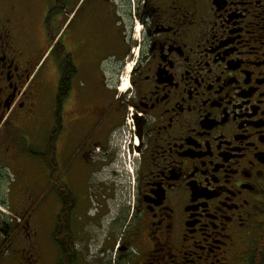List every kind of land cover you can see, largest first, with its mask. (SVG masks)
<instances>
[{
  "label": "flooded vegetation",
  "instance_id": "obj_1",
  "mask_svg": "<svg viewBox=\"0 0 264 264\" xmlns=\"http://www.w3.org/2000/svg\"><path fill=\"white\" fill-rule=\"evenodd\" d=\"M0 264H264V0H0Z\"/></svg>",
  "mask_w": 264,
  "mask_h": 264
},
{
  "label": "rangeland",
  "instance_id": "obj_2",
  "mask_svg": "<svg viewBox=\"0 0 264 264\" xmlns=\"http://www.w3.org/2000/svg\"><path fill=\"white\" fill-rule=\"evenodd\" d=\"M41 36V33H38ZM59 53L57 50L47 53L40 59V63L36 70L35 85H37L44 93V99L48 98L49 104H53L55 92L54 87H47V75L51 68L54 67L55 60ZM41 129L39 126H35V130ZM101 163V167L97 172L91 189L111 190L115 193V203L110 200L112 204V212L116 210L118 199L121 196L122 191L126 186H129V175L132 167V160H98ZM104 164V165H103ZM96 183V184H95Z\"/></svg>",
  "mask_w": 264,
  "mask_h": 264
},
{
  "label": "bare ground",
  "instance_id": "obj_3",
  "mask_svg": "<svg viewBox=\"0 0 264 264\" xmlns=\"http://www.w3.org/2000/svg\"><path fill=\"white\" fill-rule=\"evenodd\" d=\"M125 84V83H124ZM124 86V85H123ZM123 90H125L126 89V85L122 88Z\"/></svg>",
  "mask_w": 264,
  "mask_h": 264
}]
</instances>
